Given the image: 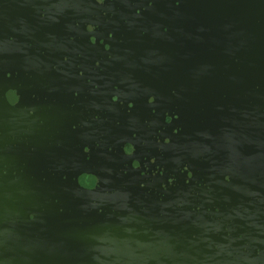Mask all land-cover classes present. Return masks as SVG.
Returning <instances> with one entry per match:
<instances>
[{
    "label": "water",
    "instance_id": "95a60500",
    "mask_svg": "<svg viewBox=\"0 0 264 264\" xmlns=\"http://www.w3.org/2000/svg\"><path fill=\"white\" fill-rule=\"evenodd\" d=\"M0 264H264V0H0Z\"/></svg>",
    "mask_w": 264,
    "mask_h": 264
}]
</instances>
